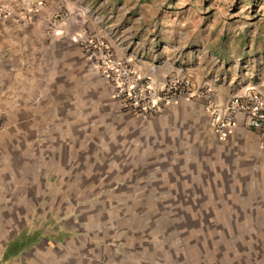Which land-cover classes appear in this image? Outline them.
<instances>
[{"label": "crops", "instance_id": "0c3cea01", "mask_svg": "<svg viewBox=\"0 0 264 264\" xmlns=\"http://www.w3.org/2000/svg\"><path fill=\"white\" fill-rule=\"evenodd\" d=\"M156 3L22 0L23 17L0 18V264H155L140 260L139 225L117 222L115 201L167 202L192 217L240 208L264 228L260 136L242 115L220 135L206 110L246 91L264 107L262 64L168 42L155 34ZM84 29L154 82L187 77L213 94L181 97L147 121L123 113L74 40ZM221 234L208 250L230 231Z\"/></svg>", "mask_w": 264, "mask_h": 264}, {"label": "rangeland", "instance_id": "374dc122", "mask_svg": "<svg viewBox=\"0 0 264 264\" xmlns=\"http://www.w3.org/2000/svg\"><path fill=\"white\" fill-rule=\"evenodd\" d=\"M158 1L153 11L155 34H162L168 42H181L187 46L185 50L201 45L225 59H258L264 70V0ZM21 4L22 0H0V18L23 17ZM3 8H10L12 14L2 12ZM95 197L92 196L91 204L107 208L101 199L93 201ZM110 203L116 205L117 222L139 225V258L145 262L154 258L155 264H264L263 221L261 217H251L248 211L239 208L230 216L215 217L206 209L195 211L196 216L192 217L188 212V216L178 215L167 202ZM235 226L241 228L238 235L243 239L237 243L233 238L238 235L230 230ZM224 228L230 234L208 250L206 241L214 240L215 234L221 239ZM200 241H204L205 250L196 248ZM182 244L188 245L187 250H182ZM200 256L202 260L198 261Z\"/></svg>", "mask_w": 264, "mask_h": 264}, {"label": "built area", "instance_id": "2783aa9c", "mask_svg": "<svg viewBox=\"0 0 264 264\" xmlns=\"http://www.w3.org/2000/svg\"><path fill=\"white\" fill-rule=\"evenodd\" d=\"M2 12L12 14L10 8H3ZM73 37L80 44L84 57L109 84L112 100L123 113L147 121L181 97H210L213 94L208 90L195 91L187 77L170 76L161 83L154 82L141 73V64L137 60L118 59L106 40L85 29ZM206 110L211 125L220 135L231 132L237 117L242 115L248 128L260 136V146L264 149V107L258 94L246 91L223 106L210 102Z\"/></svg>", "mask_w": 264, "mask_h": 264}]
</instances>
